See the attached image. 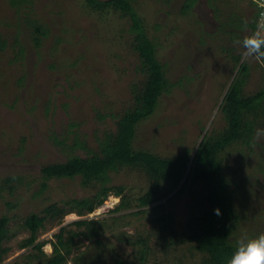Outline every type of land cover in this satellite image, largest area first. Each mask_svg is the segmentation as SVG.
<instances>
[{"label": "rangeland", "instance_id": "obj_1", "mask_svg": "<svg viewBox=\"0 0 264 264\" xmlns=\"http://www.w3.org/2000/svg\"><path fill=\"white\" fill-rule=\"evenodd\" d=\"M29 1L16 10L9 0H0V183L15 176L11 187H0V215L8 217L0 264H39L43 254L33 243L43 242L45 256L51 251L48 240L57 238L66 264H209L189 237L197 227L195 216L209 207L208 184L190 179L192 157L203 137L226 126L220 101L236 67L247 65L243 96L264 85V66L245 60L242 46L234 43L251 34L244 25L255 5L196 0L181 13L182 0H131L173 83L153 112L135 124L131 146L161 157L185 148L189 158L177 184L169 189L165 182L162 196L151 203L115 210L120 196L108 191L92 211L77 214L53 211L69 209L72 198L92 195L99 184L83 185L78 175L44 177L40 167L96 152L102 135L113 132L117 117L135 104L132 91L145 75L127 18L90 10L83 0ZM25 13L46 26L36 46L23 23ZM258 113L244 115L253 120L248 142L233 140L216 152L232 189L229 203L236 219L227 236L233 244L242 234L264 233V138L255 147L250 143L256 130L264 129V115ZM73 136L81 144L73 143ZM109 176L132 202L149 182L138 167L120 166ZM31 212L43 215V224L33 243L20 246L29 236L23 220Z\"/></svg>", "mask_w": 264, "mask_h": 264}, {"label": "trees", "instance_id": "obj_2", "mask_svg": "<svg viewBox=\"0 0 264 264\" xmlns=\"http://www.w3.org/2000/svg\"><path fill=\"white\" fill-rule=\"evenodd\" d=\"M195 1L182 0L179 8L181 13L189 12ZM29 2V0H9V4L16 10L21 5L29 6ZM83 2L90 10L96 12L111 11L119 17L127 18L128 26L126 29L131 34L132 48L139 58V68L145 75L144 81L141 87H135L132 91L135 104L117 117L113 132H106L102 135L98 141L96 152H89L85 156L71 155L64 161L41 166L40 171L44 177H73L78 175L83 185L92 181L99 184L92 195L74 197L68 203L70 204L69 209L58 207L53 212L58 210L59 213L67 210L75 211L77 214L90 212L103 201L108 191L120 196L117 205L114 207L115 210L129 208L133 205L145 206L162 196L161 189L165 182L170 184L169 189L177 184L184 173L189 158L185 148L175 156L161 157L147 150L133 149L131 146L135 124L153 112L159 95L167 92L173 83L166 78L164 65L156 56V44L146 36L142 22L131 0H83ZM253 16L251 21L247 22L250 29L254 27L256 9ZM233 20L236 19H231V21ZM23 23L31 32L33 45H38L40 38L46 33V26L38 23L27 13L24 14ZM220 24L223 22L220 21ZM3 43L4 41L0 42V44ZM231 58L238 62V55L232 54ZM246 73V63L243 62L236 67L235 75L220 101L219 108L225 118L226 126L215 135L203 137L192 157L190 179L193 181L201 180L208 184L209 189L206 198L209 201V207L195 216L197 227L189 233V237L195 241L197 249L205 251L209 264H227V260L235 251V244L231 243L227 236L229 226L236 219L229 203L232 189L228 188L226 179L221 175L216 152L230 141L239 140L246 143L250 140L253 132V120L244 117L245 113L260 112L264 115V105L258 107L260 101L264 100V85L249 96L241 94ZM258 108L259 110H257ZM73 143H80L77 136H73ZM120 166L138 167L149 178L146 189L137 195L133 202L126 198L122 185L110 184L109 172ZM14 177L12 175L5 176L0 187L1 184L11 187L10 180ZM49 207H46L45 210L48 211ZM217 209L219 214L216 213ZM43 218V215L33 212L26 215L23 225L29 230V236L21 241L20 246L34 242L35 232L42 226ZM7 220L6 215H0V246L6 234ZM71 238L69 236V240ZM48 242L51 243V251L45 256L40 249L43 242L36 241L33 243V247L43 254V259L40 260L39 264H66V250L59 238L56 241L48 240ZM115 264L121 263L116 262Z\"/></svg>", "mask_w": 264, "mask_h": 264}, {"label": "clouds", "instance_id": "obj_3", "mask_svg": "<svg viewBox=\"0 0 264 264\" xmlns=\"http://www.w3.org/2000/svg\"><path fill=\"white\" fill-rule=\"evenodd\" d=\"M260 7L264 8V4ZM244 29H248L247 23ZM234 43L242 46L245 60H254L264 66V12L254 21L251 34ZM261 138H264V129L258 128L250 141L251 145L255 147ZM216 213L219 214L218 209ZM227 264H264V233L254 236L242 234L235 242V251Z\"/></svg>", "mask_w": 264, "mask_h": 264}, {"label": "built area", "instance_id": "obj_4", "mask_svg": "<svg viewBox=\"0 0 264 264\" xmlns=\"http://www.w3.org/2000/svg\"><path fill=\"white\" fill-rule=\"evenodd\" d=\"M251 2H253V4L255 5V9H256V19L258 18V16L264 12V8L260 7L261 4H264V0H250Z\"/></svg>", "mask_w": 264, "mask_h": 264}]
</instances>
